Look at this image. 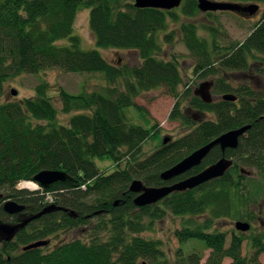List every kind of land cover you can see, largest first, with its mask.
<instances>
[{
	"label": "trees",
	"instance_id": "trees-1",
	"mask_svg": "<svg viewBox=\"0 0 264 264\" xmlns=\"http://www.w3.org/2000/svg\"><path fill=\"white\" fill-rule=\"evenodd\" d=\"M219 1L264 4V0ZM83 9L90 10L89 27L96 50H83L81 39L73 35L76 16ZM200 13L197 0H182L179 8L170 11L138 9L128 0L0 1V97L7 81L54 69L100 76L108 85L78 95L61 89V111L72 114L67 124L58 122L46 82L36 86L33 97L0 102V224L22 222L17 215L4 212L8 199L25 205L30 217L50 205L77 215L57 211L34 220L12 241L0 243V264H167L161 243L142 236L167 215L182 219L181 229L175 232L180 244L195 241L210 250L205 264H223L226 258L230 264H262L264 233L249 238L233 234L226 245L227 235L217 231L215 224L223 220L250 224L255 207L264 202V91L234 87L226 77L229 72L247 71L250 60L264 56V13L243 42L227 48L218 47L214 33L208 40L199 35L196 24L183 22ZM170 23L179 24L182 41L197 60L194 73L213 77V91L220 98L204 103L187 89V110H180L179 100L169 119L195 127L177 140L162 142L143 157V145L158 133L132 123L126 109L142 112L136 99L159 88L179 97L183 79L178 61L175 55L170 61L160 57L164 46L174 39L175 33L168 31ZM62 40H68L69 45L58 46ZM108 49L134 51L141 64L114 65L100 52ZM228 94L237 100H223ZM205 115H213V119H203ZM247 125L251 128L236 149L223 153L216 147L200 166L171 181L161 179L162 172L195 150ZM222 157L234 161L223 177L170 194L151 206H135L136 195L129 190L134 180L148 187L171 185ZM96 160L113 161L117 169L102 173ZM241 168L253 171L254 176L242 174ZM45 170H61L69 178L35 192L17 189ZM92 219L96 223L90 242L76 239L49 252L44 251L45 246L23 250L58 233L89 225ZM246 240L250 256L242 255ZM181 259L186 264H200L202 257L192 253Z\"/></svg>",
	"mask_w": 264,
	"mask_h": 264
},
{
	"label": "rangeland",
	"instance_id": "rangeland-1",
	"mask_svg": "<svg viewBox=\"0 0 264 264\" xmlns=\"http://www.w3.org/2000/svg\"><path fill=\"white\" fill-rule=\"evenodd\" d=\"M128 1L134 3V0ZM259 6L260 11L251 18H244L232 12H216L210 15L201 12L195 18H184L183 22L196 24L199 29V35L208 40L212 39V33H214L218 47L227 48L237 42H243L250 35L264 13V4H259ZM89 15L90 10L88 9H83L78 12L74 23L73 35L81 39V48L83 50H96L94 36L89 27ZM209 28L214 31L209 30ZM168 31L175 33L174 39L171 44L164 46L165 52L160 57L166 61H170L171 57L175 55L178 61L179 70L183 79L182 85L178 88L179 97L174 96L167 88H159L143 93L136 99V104L143 109L142 112L133 107L126 109V114L132 123L150 130L154 128L158 133V137L148 140L143 145V157L149 156L160 148L165 138H168L170 141L177 140L191 132L195 127L193 125L186 126L179 120L171 121L169 119L174 106L179 100L181 101L180 110L183 113L187 110L189 97H184V92L187 89L189 90V94L195 95V91L199 89L201 84L212 82L210 97L213 102L220 98L213 91L215 83L213 77L202 78L194 73L197 60L190 54L183 43L182 35L179 31V24L173 25V23H170ZM57 45L68 46L69 42L68 40H62ZM100 52L114 65L136 66L141 64L138 53L134 51L108 49L100 50ZM249 65V69L245 72H229L226 76L227 79L234 87L244 85L250 86L260 92L264 91V56L258 55L255 60H250ZM41 82L48 84L47 96L50 97L52 103L58 110V122L61 124H67L72 115H66L61 111V89L70 94L78 95L84 92L101 91L103 87L108 86L100 76L76 75L54 69L35 75H22L7 81L4 84L0 102L33 97L36 86ZM12 90L17 91V95L14 96ZM191 113L193 114V112H190V115ZM203 119H213V115H205ZM96 165L102 173L104 172L106 174H111L117 169L116 164L110 160H96ZM121 168H123V165ZM32 185L34 187L27 185L26 187H30V189H25L20 184L17 186V189L30 192L41 190L39 184L33 183ZM263 207L264 202L257 206V208L255 207L256 215L253 222H250L251 228L248 232L243 233L246 238L264 233ZM91 222L89 225L61 232L50 237L47 239L50 243L44 247V251L49 252L57 245L76 239H80L83 242H90L93 238L92 227L96 223V219H92ZM236 222L233 220H223L215 224L217 231L227 235L226 245L229 244V240L233 234L241 233L235 229ZM181 227V218L167 215L164 219L157 221L151 231L144 232L142 236L146 239L156 240L161 243V250L165 254L167 264H186L181 258H187L192 253L200 255L202 257L200 264H205L210 250L205 249L202 244L196 243L195 241L180 244L175 232L180 230ZM251 254L249 241L246 240L242 245V255L250 256ZM259 261L264 264V254L260 255ZM230 263V259L227 258L223 262V264Z\"/></svg>",
	"mask_w": 264,
	"mask_h": 264
},
{
	"label": "water",
	"instance_id": "water-1",
	"mask_svg": "<svg viewBox=\"0 0 264 264\" xmlns=\"http://www.w3.org/2000/svg\"><path fill=\"white\" fill-rule=\"evenodd\" d=\"M198 9L202 13H216V12H232L236 15L242 16L244 18H251L260 11V6L255 3L242 4V3H233L226 1H214V0H197ZM182 0H134V6L138 9H159L170 11L177 9L181 6ZM212 82H205L200 85L199 89L195 91V96L199 97L204 103H211L213 100L210 97V89L212 87ZM12 94L17 95V91L12 90ZM225 101L235 102L237 97L232 94L224 95L222 97ZM251 128L250 125L243 126L234 130L223 133L219 137L215 138L208 144L200 147L195 150L189 156L185 157L176 165L162 172L161 179L164 182L171 181L181 175L186 174L195 167L201 165L203 160L209 155V153L216 147H219L224 153L227 149H236L239 145L240 138ZM170 141L168 138L163 140V143L166 144ZM234 161L232 159L222 157L214 164L208 166L200 173L190 176L184 180L173 183L171 185H165L161 187H148L145 186L140 180H134L129 190L136 195L134 199V204L138 208L151 206L157 204L165 197L176 192H186L198 188L212 180L223 177L233 166ZM241 173L246 176H254V172L241 168ZM69 177L66 172L61 170H45L38 173L33 182L39 184L41 188H49L52 184L57 182H63ZM25 205L19 204L12 200H7L3 204V210L9 215H18L22 214L25 211ZM64 211L69 212L73 217H77L76 213L73 211H68L67 209L50 205L44 208L38 214L31 216L18 224H0V234L3 235V240L6 242L12 241L17 233L26 228V226L42 217L43 215ZM251 228V225L247 222L237 221L235 223V229L241 233L248 232ZM49 240L38 241L29 246L23 248L24 251L44 247L49 244Z\"/></svg>",
	"mask_w": 264,
	"mask_h": 264
},
{
	"label": "flooded vegetation",
	"instance_id": "flooded-vegetation-1",
	"mask_svg": "<svg viewBox=\"0 0 264 264\" xmlns=\"http://www.w3.org/2000/svg\"><path fill=\"white\" fill-rule=\"evenodd\" d=\"M26 213V209H25V211L22 213V214H18L17 216L19 217V220H25V219H27V218H29L30 216H28L27 214H25ZM33 222V221H32ZM31 223V222H30ZM29 223V224H30ZM18 224V223H17ZM29 224L26 226V228L29 226ZM2 242H6V241H4L3 240V235H1L0 234V243H2ZM49 245V244H48Z\"/></svg>",
	"mask_w": 264,
	"mask_h": 264
},
{
	"label": "built area",
	"instance_id": "built-area-1",
	"mask_svg": "<svg viewBox=\"0 0 264 264\" xmlns=\"http://www.w3.org/2000/svg\"><path fill=\"white\" fill-rule=\"evenodd\" d=\"M28 183H22L21 185H23L22 187H24L25 189H30V187H26ZM29 184H33L32 182H29ZM35 189V188H33ZM42 189V188H41ZM49 199V198H48Z\"/></svg>",
	"mask_w": 264,
	"mask_h": 264
},
{
	"label": "bare ground",
	"instance_id": "bare-ground-1",
	"mask_svg": "<svg viewBox=\"0 0 264 264\" xmlns=\"http://www.w3.org/2000/svg\"><path fill=\"white\" fill-rule=\"evenodd\" d=\"M27 185H28V186H33V187H34V185H32V184H29V183H28Z\"/></svg>",
	"mask_w": 264,
	"mask_h": 264
}]
</instances>
